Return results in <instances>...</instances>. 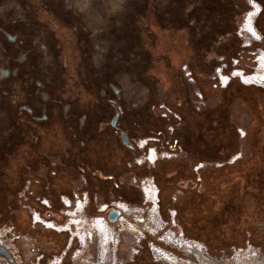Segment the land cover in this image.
Returning a JSON list of instances; mask_svg holds the SVG:
<instances>
[{"label": "rangeland", "instance_id": "rangeland-1", "mask_svg": "<svg viewBox=\"0 0 264 264\" xmlns=\"http://www.w3.org/2000/svg\"><path fill=\"white\" fill-rule=\"evenodd\" d=\"M124 1L95 2L96 11L87 13L85 24L80 23L81 28L78 27L77 33L74 31L72 35L65 32L68 30H64L67 27L64 22L73 26L76 11L72 18L61 12V29L57 24L51 25L53 39L63 42L62 50L68 65L66 72H62L60 90L51 91V94H55L53 97L44 91L52 100H48L45 106L50 110L45 108L46 137L40 149L45 155L44 164L40 171L35 172L28 169L27 172L23 167L26 171L25 184H30V188L14 190L8 198L12 201V214L0 222V240L9 246L7 251L13 253L15 260L10 262L0 256V264H104L101 252L103 229L109 232L110 264H166L161 254L167 251L178 260L185 258L183 247L178 242L180 239L194 244V251L200 253L204 260L211 259L216 264L244 261L246 257L243 252L246 250L249 256L256 258L254 261L249 259V264H264V173L258 177L252 175V170H258L249 169V165H246L253 156V135L259 131L258 137L264 140V114L259 118L253 112V109L264 106V87L247 85L249 82L244 84L240 79L230 77V84L236 82L250 88L249 97L239 94L237 96L241 97L230 99L225 91L227 87L220 78L222 74L229 77L232 72L251 75L258 70L254 77L264 73L258 68L260 64L264 65V60L258 63L261 52L264 53V32L256 28V23L261 21L263 4L260 0H252L262 9L253 25L262 37L255 42L251 38L248 41L246 33L241 32L242 25L246 28L249 26L245 18L251 9L250 0H232L231 7L236 11L232 26L235 28L237 49L225 61H219V57L213 59V54H208L213 59L209 67L193 57L191 51L183 47V41L180 44V35L187 32L185 28L180 26L178 31H171L152 26L157 43L150 50L153 63L148 75L153 78L151 83L155 102L140 117L142 128L129 129L128 123L135 120L137 112L125 113L123 101L128 100L123 96L125 93L117 98L113 90H87L85 84H89L88 77L85 75L83 81H79L76 74L81 71L80 66L86 57L84 47H90V38L83 41L78 39L81 32L86 31L89 36L100 26L95 39L98 42L101 38L108 39L104 54L111 53L109 57H113L126 44L131 32L138 31L137 27L142 25L141 20L138 26L136 21L140 7L135 6L132 0L128 3ZM103 3L105 7L101 8ZM104 11L111 12L117 22L124 20L123 25L113 29L110 35L103 32L104 26H107L106 19L98 18ZM134 11L135 14H132ZM220 11L223 12L222 6ZM43 15L47 23L52 21V15L46 14L45 17L42 13L40 16ZM125 25L124 29L121 28ZM221 25H224L223 22ZM247 30L250 31V27ZM117 35L121 37L120 40ZM140 37L142 42L146 40L144 34H140ZM75 48L76 51L72 52ZM190 54L192 56L189 57ZM90 60L87 61L88 67L94 72H101L97 60ZM110 67L111 72H125L122 63L117 66L111 63ZM113 67L118 70L112 71ZM174 85L181 86V90L187 92L183 102L175 100L178 93L173 91ZM166 101L170 108L172 106L174 115L168 114L169 117L163 119L160 105L165 106ZM103 108L109 110V115H97L100 114L99 109ZM67 112L75 114V118L63 121ZM117 113L118 119L115 127H112L110 123ZM87 118L92 119L89 124L93 129V140L86 146H81L80 142L70 146L65 122L70 128H79ZM156 118L161 121L150 127V120L153 122ZM238 130H244L245 136L240 138ZM122 133L133 148L123 145ZM33 134L40 136L38 126ZM146 139L155 140L149 145L156 147L159 158L154 166L143 161L138 167V160H143L146 151V148L140 147V143ZM181 139L188 146H185L187 143L182 144ZM78 149L84 151L85 158L81 159L75 154L73 150ZM169 153L172 157L167 158ZM235 155L238 159L232 161ZM199 165L203 169L195 171ZM22 176L18 174L20 182H23ZM252 176L254 181L250 179ZM145 178L153 179L159 192L155 205V202L150 204L153 201H147L148 198L141 191L142 186L136 184L137 180L139 182ZM154 191L144 189L146 195L150 192L153 196ZM77 195L86 196L85 208L82 203H75ZM61 197L71 201L70 208L62 205ZM43 199L49 202V209L40 204ZM117 202L129 208V213L122 214L118 220L125 218L132 224L142 226L154 216L157 220L155 225L140 227L135 234L120 231L116 224L118 220L112 223L108 221V214L119 206L112 207ZM104 206H109L108 212L103 211ZM34 212L44 218V222L52 223L56 231L34 224L31 217ZM130 214L137 215L139 219Z\"/></svg>", "mask_w": 264, "mask_h": 264}, {"label": "flooded vegetation", "instance_id": "flooded-vegetation-1", "mask_svg": "<svg viewBox=\"0 0 264 264\" xmlns=\"http://www.w3.org/2000/svg\"><path fill=\"white\" fill-rule=\"evenodd\" d=\"M99 1L105 2V0H0V222L12 214V201L8 200L11 192L25 187L30 188V184H25L24 179L27 169L33 172L40 171L44 164L45 155L40 149L45 136L44 124L47 118L45 108L47 111L50 110L45 106L52 101L49 96L55 95L51 94V91L60 90L63 82L62 72H66L68 65L62 50L63 42L60 39L58 42L53 39L51 25L57 24L56 26L61 29L63 18L60 14L62 11L68 14L65 12L66 8L71 12H90L96 8L95 2ZM103 5L105 3L101 6ZM40 13L45 14V17L46 14L52 15L53 23L51 24L52 21L47 23L44 15L40 16ZM67 17L69 18L68 15ZM74 22L75 20L74 27L64 22L70 27L64 29L68 30L65 31L67 35H72L74 31L77 33L78 26ZM82 35L84 33L81 32L79 36ZM184 36L185 34L180 35V44ZM71 51H76V48ZM82 70L81 72H90L86 67ZM44 91L50 95H46ZM114 93L117 95L118 91L114 89ZM75 116L67 112L64 118L66 120L63 121L74 119ZM84 121L80 126L87 128L81 129V132L77 126L70 128L65 122L66 137L70 146L77 142H80L81 146H86L83 141L77 140L85 131L88 132L89 138H93V129L89 124L92 119L87 118ZM37 126L41 139L40 136L36 137L33 134ZM89 144L90 141L87 145ZM130 145V148H133L132 144ZM42 150L44 152V149ZM73 151L77 153L76 150ZM63 153L65 155V152ZM23 167H26V171ZM18 174L23 175V182L17 178ZM122 214L120 211V216ZM0 247L15 260L13 253L9 254L7 251L9 246L2 244L1 240Z\"/></svg>", "mask_w": 264, "mask_h": 264}, {"label": "trees", "instance_id": "trees-1", "mask_svg": "<svg viewBox=\"0 0 264 264\" xmlns=\"http://www.w3.org/2000/svg\"><path fill=\"white\" fill-rule=\"evenodd\" d=\"M127 1L129 0H125L124 2L128 3ZM260 2L264 6V0H260ZM120 3L123 4V2ZM132 3L135 6L140 7L139 16L136 18V21L137 26L140 20L142 21V25L140 24V26L137 27L138 31L131 29L133 31L131 32L129 39L126 41V44L117 55L113 54V57H109V54L111 53L108 55L104 54L105 51H107V46L109 44L107 43L108 39L104 40L101 38V41L99 42L95 39L97 32L101 30L100 26L96 27L97 31L94 32V34L90 35L88 32L89 36L86 34V31H84V35L79 39L80 41H83L90 38V47L89 49L86 48V50H84L86 57L85 60L84 58L82 60H84L83 64L88 70H90V72H81L83 71L81 69L84 67L83 64L80 66L81 71L76 72V74H78V77H76L79 81H83L85 75L88 77V85L90 86L83 82L87 90L94 88L97 90L100 89V91L103 89L109 92L110 90L111 92V90L114 91V89H116L118 91L117 98H119V96L121 97L122 93H125L123 96L128 99L123 101V103H125L123 105L125 113L137 112L134 118L135 120L128 123V126L130 127L129 129L135 127L140 128L142 126H140V117L144 115L145 110H150V106L155 102L154 89L151 83L153 78L148 75V70L153 63V61H151L153 57L150 50L153 49L157 43V40L151 31L152 26H159L160 28H167L172 31H177L180 26L185 28L187 33L183 39L185 44H183V47L185 48L186 46V48H188L193 54V57H196L197 60L202 62L206 67H209L215 57H219V61L220 59L224 61L227 60V58L235 54L237 49V43L234 37L235 28L232 26L234 24L233 20L236 11L231 7L232 0H153L151 3L150 0H132ZM221 6L223 7V12L220 11ZM173 10L175 13H173ZM68 11L69 10L66 8L65 12H67V15L72 18L73 12ZM94 11L96 10L94 9L90 12L85 11L84 17L81 15L82 12L75 13L77 17L74 19V23L81 28L80 23L83 24L84 22L85 24L84 19L86 20L88 17L87 13H92ZM100 14L102 15L98 16V18H104V20L106 19L107 21V26H104L105 31L103 30L104 34L110 35L113 33V29L122 26L124 23V20L122 23L120 21H115L111 12L104 11ZM132 14H135V11L132 12ZM222 22L224 24L223 26L221 25ZM125 27L126 25L121 28L124 29ZM256 28L259 32H264V10L261 15L260 23H256ZM140 34L145 35L146 40L144 42H142ZM99 35L100 34H98V37ZM106 37L107 36H105V38ZM118 39L120 40L121 37L118 36ZM189 45L190 48L188 47ZM229 45H231V47H229ZM208 54H213V59ZM90 59H93V62L97 60L96 62L100 66L101 72H94V70L88 67L87 61ZM111 63L116 66L118 63H122L125 72H111ZM116 70H118V68L113 67L112 71ZM81 83L82 82H80V84ZM62 84L63 82L61 83V87ZM173 87L175 88L173 91L178 93L176 94L175 100H182L183 102L187 92L184 90L182 91L181 86L177 87L174 85ZM138 98L140 99L139 101H137ZM166 105L170 110H173L172 106L170 108L168 101H166L165 106ZM108 111L107 108L99 109L100 114L97 115H109ZM157 121L159 122L161 120L157 118L154 119L153 122L150 120V127L155 126V122L157 123ZM85 127L87 128V126H80V132L81 129H84ZM179 136L181 137V135ZM89 137L88 132L85 131L78 141H83L87 145L90 140H93ZM181 143L184 144L187 142H184L181 139ZM186 145L188 146V143L185 144V146ZM77 154L81 159L85 158L83 150L81 151L78 149Z\"/></svg>", "mask_w": 264, "mask_h": 264}, {"label": "bare ground", "instance_id": "bare-ground-1", "mask_svg": "<svg viewBox=\"0 0 264 264\" xmlns=\"http://www.w3.org/2000/svg\"><path fill=\"white\" fill-rule=\"evenodd\" d=\"M250 2L254 5L255 9H261L260 6L259 5L257 6V4L254 1L250 0ZM250 7H251V9L249 11L250 14H248L246 16L245 22H246L247 25H249V26H247V28L250 27L251 30L250 31L247 30V28L244 25H242L241 32L246 33V37H248V41H249V38H251L255 42L256 41L259 42L260 41V34L257 32L256 29H254L255 28L253 26L254 25V20L252 18L253 15L251 14L252 11H253V9H252L253 7L252 6H250ZM250 19H251V21H249ZM248 43H249V45L251 44L250 42H248ZM262 60H264V53L261 52V54L259 56L258 63L260 64V62ZM263 64H264V61H263ZM262 67H264V65L260 64L258 66V68H260L259 70H261V69L264 70V68H262ZM219 69H220V67H219ZM257 71L258 70H255V73L251 74L248 77L241 76L240 73L236 72V73H232V75L229 76L228 80H227L228 76L225 77L223 74L220 76V78L223 79L224 81H231L230 77L238 78L244 84H247L245 82H249V84H247V85L257 84L259 86L261 85V87L262 86L264 87V79H263L264 73H259L258 74L259 76L254 77L258 73ZM147 194L152 196V193H150V192L147 193ZM118 209H120V211L123 213V215H127L129 213V208L126 205H124L123 207L120 206V205L117 206L116 211L120 215V211ZM129 216H134V218L137 217V219H139L137 215L130 214ZM155 221H157V220L155 219L154 216H152L150 219L145 221V224H143L142 226H138L136 223L132 224L129 219L121 218V220H118L116 224H117L118 227H120V229H121L120 231H128V232H131V233L135 234L141 229L140 227L144 226L145 228H147L148 224H150L153 227L155 225L154 224ZM140 222H141V220H140ZM110 223H112V222H110ZM103 230L106 231V232L103 231V233H102V234H104V237L102 238V241H101V246H103V248H102L103 250H101V252H102L103 259L105 261L104 264H110L111 263V255L109 254V250H108L109 249V243H108V234H109V232L106 229H103ZM99 233H101V232H99ZM178 242H180V246L183 247L182 250L185 253V258H180L178 260L173 255L167 253L168 251L166 253L162 252L161 259H162V261L164 263H166V264H216L214 260H211V259L210 260H204L203 256L200 253L194 251L195 246L191 242H188V241L182 240V239L178 240ZM243 253L245 254L246 258L244 259V261H238L236 264H249L250 260L254 261L256 259V258L253 259L251 256H249L250 253H249L248 250H246Z\"/></svg>", "mask_w": 264, "mask_h": 264}, {"label": "built area", "instance_id": "built-area-1", "mask_svg": "<svg viewBox=\"0 0 264 264\" xmlns=\"http://www.w3.org/2000/svg\"><path fill=\"white\" fill-rule=\"evenodd\" d=\"M250 6H252L253 8V11H252V18H253V20L254 19H257L258 17H259V15H260V13H261V9H255L254 8V5L250 2ZM250 14V13H249ZM260 37H262V36H260ZM233 62H235V64L237 63V61H235V60H232ZM232 73H236V72H232ZM232 73L230 74V75H232ZM237 73H240V75L241 76H244V77H248V76H250L249 74H246L245 72H237ZM253 73H255V72H253ZM189 75V73H187V76ZM226 77V76H225ZM228 78L229 77H227V80H228ZM223 81V83L225 84V86L227 87L229 84H230V81H224V80H222ZM160 109L162 110V117H163V119H165V118H167V117H169V115L171 116L173 113H172V111L169 109V108H167L166 106H164L163 104H161L160 105ZM169 114V115H168ZM174 115V114H173ZM161 117V118H162ZM169 130V129H168ZM173 132V130L172 129H170L169 130V132ZM238 135H239V137L240 138H242V137H244L245 136V133H244V130H238ZM150 143H155V140H151V139H146V140H142L141 141V143H140V147H142V148H146V151L144 150V157H143V160L142 159H139L138 160V167L139 166H141L142 165V162L143 161H146V162H148V164H150L151 166H154L155 165V163L157 162V160H158V152H157V149H156V147L155 146H151V145H149ZM180 150V149H179ZM166 155V154H165ZM167 158H170V157H172L171 156V154L169 153V154H167V156H166ZM151 158H153V161H151ZM236 159H238V156L237 155H235L234 157H233V159H232V161H235ZM203 169V166H198L197 168H195V171H200V170H202ZM135 180V179H134ZM136 184H140L142 187H141V191H142V193L148 198V200L147 201H153L152 203H154V205L158 202V199H157V195H158V190H157V187H156V185L154 184V182H153V179H148V178H145V179H142L141 181H139L138 182V180H137V182H136ZM135 184V185H136ZM145 188H149V189H155V191L153 192V196L152 197H148V195H146V192H144V189ZM76 202L75 203H82V207L83 208H85V206H86V196H76ZM60 202L62 203V205H65V206H69V208H70V206H71V201L68 199V198H65V197H61L60 198ZM119 203L120 202H117L116 204H114L112 207H115V205H119ZM40 204L43 206V207H45V208H48L49 209V202L47 201V200H45V199H43V200H41L40 201ZM121 204V203H120ZM150 204H151V202H150ZM113 210H116V208H113ZM103 211H105V212H108L109 211V206H104L103 207ZM32 222L34 223V224H40V225H42L45 229H47V228H51V229H53V230H55L56 231V229H55V227H54V225L52 224V223H46V222H44L45 220H44V218H41L40 217V215L38 214V213H36V212H34V213H32ZM60 232V231H59Z\"/></svg>", "mask_w": 264, "mask_h": 264}, {"label": "crops", "instance_id": "crops-1", "mask_svg": "<svg viewBox=\"0 0 264 264\" xmlns=\"http://www.w3.org/2000/svg\"><path fill=\"white\" fill-rule=\"evenodd\" d=\"M249 89H250L249 87L244 88L236 82H231V84L229 86H227V89L225 91H226V93L229 94V97H231L230 99H234V97L239 95V94H243V96L249 97ZM253 89H255L258 92L262 91V90H259L257 88H253ZM255 90H253V91H255ZM263 94H264V92H263ZM237 97H241V96H237ZM256 104H258V103H256ZM253 112H254V116H259V118H260L264 114V106H263V108L258 107L257 109H253ZM258 133H259V131L257 132V134L255 133L256 135H253V138H251V146L253 149V156L251 158H249V161L246 163V165H249V169H257L258 170V171L252 170V173H251L252 175H256L257 177L263 175V173H264V140L261 141L260 137H258ZM234 137L235 136H233V138ZM235 138L237 139V137H235ZM221 159H222V157H221ZM254 172H256V174ZM250 179H252V181H254V176H252V178H250Z\"/></svg>", "mask_w": 264, "mask_h": 264}, {"label": "water", "instance_id": "water-1", "mask_svg": "<svg viewBox=\"0 0 264 264\" xmlns=\"http://www.w3.org/2000/svg\"><path fill=\"white\" fill-rule=\"evenodd\" d=\"M118 116L116 115L112 121H111V126L115 127V123L117 121ZM121 139H122V143L127 146L128 148H130V143L127 142L126 136L122 133L121 135ZM119 217V213L116 210H113L112 212H110L108 214V220L110 222H115L117 220V218ZM0 255L5 256L10 262L12 261L11 257L8 255V253H6V251L4 250V248L0 247Z\"/></svg>", "mask_w": 264, "mask_h": 264}]
</instances>
